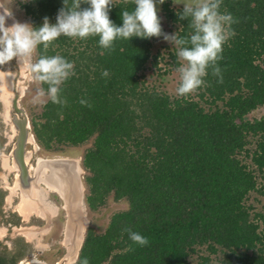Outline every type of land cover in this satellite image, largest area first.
<instances>
[{"label": "trees", "instance_id": "16d2710c", "mask_svg": "<svg viewBox=\"0 0 264 264\" xmlns=\"http://www.w3.org/2000/svg\"><path fill=\"white\" fill-rule=\"evenodd\" d=\"M13 1L37 27L45 16L55 23L63 6V0ZM117 2L109 16L119 26L121 10L135 5ZM171 2L158 8L162 29L189 38V20L177 16L183 7ZM219 11L233 20L217 61L222 82L209 68L189 98L146 83L143 71L159 69L164 58L153 52L156 37L117 38L109 50L98 36L61 35L46 51L37 47L36 61L60 55L74 65L60 85L62 103L49 97L32 114L38 141L59 152L92 138L83 158L89 208L98 210L111 196L129 203L104 230L88 227L74 264L85 258L89 264H192L194 258L264 264V213L249 202L252 193L264 195V117H249L264 105V0H221ZM170 51L180 65L176 46ZM127 228L149 243H133ZM17 240L23 249L10 259L0 256V264H16L29 252Z\"/></svg>", "mask_w": 264, "mask_h": 264}, {"label": "clouds", "instance_id": "9594fccd", "mask_svg": "<svg viewBox=\"0 0 264 264\" xmlns=\"http://www.w3.org/2000/svg\"><path fill=\"white\" fill-rule=\"evenodd\" d=\"M124 2L127 3L128 0H124ZM131 2L135 5L134 10H121L122 25L119 26L115 24L109 16L111 7L118 5L117 0H71V2L70 0H63V6L58 10L56 15V22L52 23L49 17L45 16L42 25L38 27L30 23L20 22L12 12H8L9 10L7 8L8 11L4 10L3 6L0 8V66L6 65L15 59L16 62L14 60V63L21 70L20 79L26 80L27 86L23 87L21 84L19 87L21 92H19L17 100H14L13 105L18 108L15 109L16 111L13 109L11 102L10 104L6 102L8 107L4 110H0V175H2V177H0V219L1 221L3 219L6 220L7 210H5V206L9 204L13 206L10 213L14 215L16 213L18 219H21L22 222L28 223L31 218L35 217L41 224L31 223L23 227L22 224H19L20 222H18V219L15 220L11 217L10 226L20 231L19 233L26 230L34 231L37 234L32 238L38 237L37 235L39 234H45L53 219L50 215L55 216L59 212L65 214L63 216L64 236L67 224V204L65 198H63L60 191H49L46 188L48 186V181H45L46 175H43V173L46 172V174L50 176V171L43 170L39 173L37 181L32 186L30 193L25 192L19 183V169L13 156L18 131L14 128L13 118L15 114L17 117L23 118L22 109L25 110L28 116V130L31 133V137L26 144V160L31 176L34 177L36 170H40L38 166L43 160L51 158L76 159L77 167L75 171L80 181L79 191L82 194L83 209L85 207L84 214L87 218L86 209L88 204L86 196L88 193V186L86 183V176L88 171L83 165V158L85 152L93 145L94 141L90 147L76 156L64 155L63 152L66 151H59L63 155L48 156L44 151L49 150L42 146L35 134L32 113H29L20 103L21 99L27 95V89L30 83L35 81L47 84L48 88L46 92L40 85V89H38L33 103L40 102L41 97L44 95H47L46 101L50 97L53 103H62L59 98L60 85L73 74V63L60 55H43L36 61L33 53L39 45H43L46 51L49 44L61 35L80 39L98 36L99 45L103 49L110 50L117 38L129 40L133 37L141 39H151L152 37L158 39L163 38L164 41L171 45H175L177 48L176 56L180 62V67L177 68V72L180 74L179 86L176 88V94L178 96H186L200 87L204 83L203 78L208 75L209 68L212 69V74L214 76L220 77V81L222 82L221 69L217 61L222 59L223 45L228 39V32L225 26L231 24L233 20L230 13H221L219 11L221 0H173V5H183L182 11H178L177 16L180 20H189V26L192 29L189 38H180L176 33H167L162 29L161 17L158 16L157 2L163 5L165 0H131ZM82 5H87V7H82ZM20 19L22 20V18ZM9 20L12 21L11 24L8 23ZM189 44L190 47L186 46ZM6 71L8 72V68ZM11 71L12 70L9 69V73H11ZM25 73L27 74V79L24 76ZM102 75L107 76V70H105ZM6 76L8 77L9 74L7 73ZM9 79V81L7 79L6 83H8V86H11V78ZM9 93L12 95V90H9ZM4 96L5 94L2 96L1 92V105L6 101ZM81 103L83 104L86 102L82 100ZM3 121L6 123L5 126L11 124L10 129L2 127ZM51 152L56 153L53 150ZM14 165H16V167ZM9 172H13L12 177ZM9 176L11 177V181L9 180ZM42 176H44L45 180L42 179ZM9 186L16 188L14 189V194L10 198L8 197L10 192L8 189ZM33 189H38L44 194V201H42L39 196L33 195ZM20 195L25 196L24 198L34 203L35 207L40 211V214L31 213L27 220H25L15 209ZM46 203H49L52 209H49ZM53 205L56 208L55 210H53ZM44 221L45 223H43ZM90 225L89 220V226ZM0 231L4 237L3 228L0 227ZM125 231L128 232L129 239L133 243L139 244L140 246H145L149 243L145 236L132 231L131 228H127ZM2 236H0L2 240L0 241L1 243L3 241L5 242ZM23 237L27 242L24 241ZM17 239H21L30 246L29 243H31V241H29V238H27L24 233L22 237L20 236L13 240L14 242L12 241L16 246L23 248L22 242ZM41 244L42 243L39 241L35 247L34 244H32L33 250L41 252ZM38 254L41 255L40 253H34L32 248L29 247L26 260L20 261L19 264L33 259L44 260L47 264H54V262H56L48 263L43 257H37ZM65 255L66 254H64V256ZM76 261L77 260L73 263ZM81 264H89L87 258L81 261Z\"/></svg>", "mask_w": 264, "mask_h": 264}, {"label": "rangeland", "instance_id": "374dc122", "mask_svg": "<svg viewBox=\"0 0 264 264\" xmlns=\"http://www.w3.org/2000/svg\"><path fill=\"white\" fill-rule=\"evenodd\" d=\"M117 1H121V0H117ZM171 3H172V6H175V7H183V5H173V0ZM0 4H1V6L3 5V7L5 9L7 8L10 12H12V14L18 19V21L30 23L29 17L24 15V12L20 11L21 12L20 13L19 11H17L15 9V6H17V3L14 2L13 0H0ZM160 6L161 5L157 2V9L160 8ZM19 17L22 18V20ZM164 31L167 33H173L172 31L169 32L168 29H164ZM167 45H169L170 47H168ZM172 46L173 45L164 41L163 38H159L158 42L155 43L153 52H156L159 49L163 53L162 56L164 58L162 59V61H160V64H159L160 67H159V69H155V68L151 69L150 68V69L144 70L143 73L145 74V80H146V83L148 85H151V86L156 85L158 87V89L166 91L170 95L178 96L176 94V88L179 86L180 74L177 72V68L180 67V65H175L176 63L171 61L172 58L170 57V54L168 51L171 50ZM165 47L169 48L170 50H168V49L166 50ZM33 54L35 55V52ZM33 60H34V57H33ZM6 65H10L11 70L13 71L12 74L7 72L11 76V81H10L11 87L13 86V84L16 87V82L19 80V72H20L19 68L14 63V59ZM2 67L5 68V65L0 66V69H2ZM167 68L169 69V72H168ZM164 70H167V72L164 73L165 72ZM162 73H164V75H162ZM24 76L27 79V77H26L27 74ZM21 80L23 82L26 81L24 79H20L19 83L21 82ZM40 85L41 84L38 81L31 82L29 88L27 89L28 90L27 95L20 101L21 106L25 107L29 113L30 112L32 114L33 113H39L42 110L44 102H46L47 95H44L43 97H41L40 102L33 103V99L37 95V91H38V89H40ZM7 86H8V83L5 82L4 76L1 77L0 78V89L3 87L5 88ZM0 91L2 92V96H3V94H5V98H7L8 96H11L9 93V90L8 91L7 90H0ZM196 91H197V89H195L192 93L186 95L185 97L189 98L190 95L193 96ZM12 95H13V91H12ZM9 98L10 99H7V102L10 104V102L12 101V97H9ZM249 117L250 118L264 117V105L258 107L254 111H252L249 114ZM92 143H93V140L91 138L87 143L82 144L80 146H76V147H69V148H67V151L63 152V153H64V155H70V156L79 155L82 151H84L88 147H90L92 145ZM44 153H47L48 156L63 155L60 152L54 153L51 151H44ZM9 174L11 177L13 176V172H9ZM10 176H9V180L11 181ZM0 177H2V175H0ZM0 183H1V179H0ZM12 195H13L12 193H9L10 197ZM256 196L258 199H255ZM18 202L19 203L21 202V195L19 197ZM249 202L254 203V206H255V208L253 210L254 212L255 211L256 212L257 211H263V213H264V195L258 194V193H252ZM128 206H129V203L126 199L115 200L111 196L108 198L107 203L104 206L100 207L98 210H91L87 206V209H86L87 218L90 220V224H94L99 230H104L107 227L112 214L119 212V211H122V210H126L128 208ZM11 209H13V206L6 204V206H5V210H7L6 220L3 219L1 221V219H0V227L3 228V232L5 234V236L4 237L2 236V238H4L5 243H7L9 245L10 244L12 245V241L15 240L16 238H18L20 236L22 237L23 233L25 234V231L19 233L20 231H18L16 228H13L10 226L11 217L15 220L18 219V217H17L18 215L16 213H15V215L10 213ZM25 219H26V217H25ZM18 222H20L19 224L20 225L22 224L23 227H26L31 223L41 225L40 222H38V219H36L35 217L31 218L30 222H28V223L22 222L21 219L20 220L18 219ZM29 233H31V237L29 234H25L26 237L29 238V241H31L32 244H34V247L36 246L38 241L40 243H42L40 246L42 251L40 252L37 250H33V245L28 242L30 244L29 247L32 248V251L34 253H36V254L40 253L41 255L38 254L37 257H39V256L43 257L44 259H46V261L48 263H53L54 261L61 260L62 257L64 256V254L67 253V249L64 246V244L62 243L64 241V222L63 221H59L58 219L53 218L52 222H51L49 228L47 229V231L45 232V234H39L40 236L37 235L38 237H36V238H32L37 234L36 232L30 231ZM23 239H24V241H26V239L24 237H23ZM216 261H214V262H216ZM192 262H193L192 264H197L198 263L197 258H194L192 260ZM70 264H74V263H70ZM212 264H214V263H212Z\"/></svg>", "mask_w": 264, "mask_h": 264}, {"label": "water", "instance_id": "95a60500", "mask_svg": "<svg viewBox=\"0 0 264 264\" xmlns=\"http://www.w3.org/2000/svg\"><path fill=\"white\" fill-rule=\"evenodd\" d=\"M21 112L23 113V118L17 117L16 114L13 118L14 128L18 131L13 156L19 169V183L25 192L30 193L32 186L37 181L39 171L36 170L35 176L32 177L27 166L26 144L31 137V133L28 130V116L24 109H22ZM76 167L77 160L73 158H51L41 161L38 166V169L41 168V170H48L51 172L50 176L52 177V181L49 183L52 185L54 184L63 195V198H65L67 204L66 228L68 230H73V232H78L81 227L86 225L82 233H80V236L82 237L81 244H76L73 255H70V252L68 253L67 261L69 264L71 262L73 263L79 256L89 226V220L84 214L83 202L79 191L80 181L77 177V172L75 171ZM74 238H76V236H73V239ZM66 256L67 254L61 259V262Z\"/></svg>", "mask_w": 264, "mask_h": 264}, {"label": "bare ground", "instance_id": "6f19581e", "mask_svg": "<svg viewBox=\"0 0 264 264\" xmlns=\"http://www.w3.org/2000/svg\"><path fill=\"white\" fill-rule=\"evenodd\" d=\"M3 6V5H2ZM1 6V4H0V8L2 7ZM4 10H6L5 8H4ZM7 11V10H6ZM8 12H10V11H8ZM8 23L9 24H11L12 23V21L11 20H9L8 21ZM23 66H26V65H23ZM24 75H26V74H24ZM27 77V76H26ZM20 84H22L23 85V87H26V81H22L21 80V82H20ZM16 166V165H15ZM42 168V167H41ZM41 168H40V170H39V173L40 172H42L43 170H41ZM31 169H32V167H31ZM43 175H46V180L44 179V176H42V179L43 180H45V181H48L47 183V189L49 190V191H54V192H59V190L56 188V186H54V185H52V184H50L49 182L50 181H52V177L51 176H48L47 174H46V172H44L43 173ZM39 182H41V181H39ZM9 188H12L11 190H14L15 189V187H12V186H10ZM33 195H36V196H39V198H41L42 199V201H44V194L40 191V190H38V189H33ZM10 193V192H9ZM81 196H82V194H81ZM25 196H23V201H22V204H20L19 206H17V209L20 211H18L19 212V214L21 213V214H23L25 217H26V219L28 218V216L31 214V213H40V211L35 207V204L34 203H32L30 200H28V199H26V198H24ZM19 202H17V204H18ZM16 204V205H17ZM46 206L49 208V209H52V206L49 204V203H46ZM16 207V206H15ZM27 209V208H29L31 211L30 212H25L24 210H22V209ZM56 208H55V206L53 205V210H55ZM84 210H85V207H84ZM24 211V212H23ZM52 213H54V212H52ZM86 227V225L85 226H83V227H81V229H79V231L78 232H73V230H68L67 228H66V233H65V236H66V238H65V236H64V241L62 242L63 244H64V246L66 247V249H67V256L64 258V260L62 261V262H60V260H58V261H56V262H54V264H69V262L67 261V258H68V253L70 252V255H73V252H74V247L76 246V244H78V245H80L81 244V241H82V237L80 236V233H82V231L84 230V228ZM83 228V229H82ZM73 236H76V238H74L73 239ZM38 263H40V264H47L45 261H43V260H39V259H33V260H31V261H27V262H23L22 264H38ZM72 263V262H71Z\"/></svg>", "mask_w": 264, "mask_h": 264}, {"label": "flooded vegetation", "instance_id": "af4514ba", "mask_svg": "<svg viewBox=\"0 0 264 264\" xmlns=\"http://www.w3.org/2000/svg\"><path fill=\"white\" fill-rule=\"evenodd\" d=\"M15 60V59H14ZM15 62H16V60H15ZM17 66V65H16ZM18 67V66H17ZM8 68V72H9V69L11 70V66L10 65H5V70ZM19 68V67H18ZM19 79H20V73H21V70H20V68H19ZM12 72L13 71H11V74H12ZM6 75H7V73H6ZM9 78H11V76H10V74H9V76H8ZM7 76H5L4 77V79H5V82L7 81V79H8V81L10 80L9 78H8ZM21 86V84L19 83V80L16 82V87L14 86V84H13V86L11 87V86H7V87H3V88H1L0 90H12L13 91V95H11V93H10V95L11 96H8L7 98H5V96H4V98H5V102L1 105L0 104V110H4V109H6L7 107H8V104L6 103L7 102V99H10L9 97H12V101H11V104H12V107H13V109L15 110V109H18L16 106H13L14 105V100L16 99L17 100V98H18V96H19V92H21L20 91V87ZM23 99V98H22ZM21 99V100H22ZM0 103H1V100H0ZM17 105H18V103H17ZM16 111V110H15ZM5 122L3 121V125H2V127L3 128H8V129H10V126H11V124H9L8 126H5ZM10 187V186H9ZM8 187V189L10 190V193H12V194H14V190H11L12 188H9ZM41 199V198H40ZM42 200V199H41ZM22 201H23V196L21 195V202L19 203V204H17L16 205V210H17V212L19 211L18 209H17V206H19L20 204H22ZM22 210H24L26 213L27 212H30L31 210L29 209V208H27V209H22ZM23 211V212H24ZM45 212V211H44ZM64 212V211H63ZM34 214H40L39 212L37 213H34ZM20 215L22 216V217H24V219H25V216L23 215V214H21L20 213ZM65 214L63 213H61V212H59L57 215H55V216H52V215H50L51 216V218H54V219H58L59 221H64V218H63V216H64ZM25 220H27V219H25ZM43 223H45V221L43 222ZM30 231L29 230H26L25 231V234H29L30 235V237H31V233H29ZM3 234H2V232L0 231V236H2ZM0 241H2L1 240V238H0ZM4 244H7V243H5L4 241L1 243V245H0V256H4V257H6V258H8V259H10L11 257H12V255L13 254H15V253H17L18 251H21L23 248H20V247H18V246H16L15 245V243H12V245L10 246L9 244L8 245H4ZM27 251L18 259V264H19V262L20 261H23V260H26V258H27ZM40 260V259H39ZM44 261V260H43ZM16 263V264H17ZM23 263V262H22Z\"/></svg>", "mask_w": 264, "mask_h": 264}, {"label": "crops", "instance_id": "0c3cea01", "mask_svg": "<svg viewBox=\"0 0 264 264\" xmlns=\"http://www.w3.org/2000/svg\"><path fill=\"white\" fill-rule=\"evenodd\" d=\"M6 73H7V71L4 70V68L2 67V69H0V78L3 76L5 77ZM0 99H1V91H0ZM8 197L10 198V196H8Z\"/></svg>", "mask_w": 264, "mask_h": 264}]
</instances>
